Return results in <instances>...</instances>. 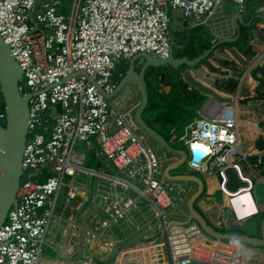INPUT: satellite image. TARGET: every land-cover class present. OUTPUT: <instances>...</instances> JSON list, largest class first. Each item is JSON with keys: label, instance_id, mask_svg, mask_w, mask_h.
Wrapping results in <instances>:
<instances>
[{"label": "built area", "instance_id": "built-area-1", "mask_svg": "<svg viewBox=\"0 0 264 264\" xmlns=\"http://www.w3.org/2000/svg\"><path fill=\"white\" fill-rule=\"evenodd\" d=\"M246 1L70 0L66 10L61 0H50L36 11L33 21L30 12L36 0H0V36L23 71L20 92L30 94L23 175L17 203L0 226V264H96L95 258L108 259L112 246L127 240L128 234L133 236L131 246L118 251L109 264H146L145 260L164 264L158 251L162 246L168 264H264L263 247L215 238L194 220L186 221L185 204L193 185L161 178L163 163L172 161L156 153L135 122L139 99L113 106L104 97L115 91L123 61L140 52L160 59L169 56L170 28L177 17L187 29L209 25L225 2L242 12ZM255 13L264 14V6ZM240 87L230 102L200 105L196 116L164 130L171 144L184 145L187 170L202 173L215 156L211 167H218L214 172L218 188L232 214L227 225L230 218L238 222L259 214L254 180L239 163L260 174L247 162L239 141ZM0 107L3 119L1 102ZM93 141L98 147L93 153L115 173L86 165L84 151L75 149L78 142L91 150ZM227 167L235 169L244 186L235 191L226 187ZM31 172L37 176L29 177ZM259 177L264 182V175ZM80 178L97 179V184L88 199L86 218L71 221L72 244L95 245V252L85 248L87 257L43 262L46 237L55 220L64 219L62 213L56 214L58 197L64 190V212L83 190ZM246 198L250 213L242 218L231 204ZM114 227L128 230L118 239Z\"/></svg>", "mask_w": 264, "mask_h": 264}, {"label": "crops", "instance_id": "crops-1", "mask_svg": "<svg viewBox=\"0 0 264 264\" xmlns=\"http://www.w3.org/2000/svg\"><path fill=\"white\" fill-rule=\"evenodd\" d=\"M260 6H264V0H247L244 5V10L242 12H238L235 5L230 2H225L223 8L220 9L216 13V15H214L212 19L213 23L209 25H200L191 29H187L180 20V17H177L173 24L176 31L192 30L193 34H191V36H187V38L183 37L180 42H177V46L174 52L178 55H187L189 58H192L201 54L202 49L209 48L213 43H216L220 39L228 38L232 41L224 42L221 44V46H217V48L232 46L246 60H250L252 58L251 61L252 63H254L256 59L260 57V54L264 53V42L258 40L255 33L251 35V41L248 42L247 45L246 41L247 35L251 32L252 28H254L256 32L258 31V33L261 34V37L264 38V14L258 15L255 13V10ZM237 16H239L238 19ZM246 49L249 51H254L256 55L254 57H250L246 54ZM209 59H213V57H209ZM212 62L217 68L218 65H220L221 70L228 71V75L222 76L221 80L226 81L230 78L235 79L236 85L234 90L237 89L238 86H241L239 97L240 103H238L237 106V117L240 122L238 136L241 149L245 158L247 159V162L257 171V173H260L259 168L264 172V71H260L261 69L258 70L259 68L256 69L257 67L262 65V63H264V57H262L257 63H255L254 68H256H253L255 70H253L254 73L250 71V73H247L245 76H242V73L244 71L240 66L234 68L232 64L227 61L218 62L214 59L212 60ZM234 64L236 63L234 62ZM119 71L121 70L119 69ZM161 73L162 72L159 71L157 72V76L154 75L153 77H150L148 79V92L149 97L151 96V100L159 99L158 101L160 103L167 104L171 100L172 94L175 91H179L178 93H180L179 88H181V82L178 77L174 79H170L167 75L161 77ZM258 79H262V82H259ZM239 82L240 85H238ZM184 85L187 90L193 91L191 90V88H189L188 85ZM257 88L260 96H257V93L255 92V89ZM218 91L223 97L230 98L233 94V91L226 92L219 88ZM193 92H195L197 96H200V100L195 102L194 106H190L187 104V106L183 105V103L179 100L175 102V105L173 106V108L177 112L176 117L177 119H179V121H182L183 119L188 120L189 118H191V116H196V110H198L200 105H215V101L211 98L204 97L196 91ZM179 95L181 97L182 93H180ZM139 96V89L136 86L130 84L127 85L122 91L113 95L110 98V102L113 106L118 104L122 106L132 100L136 101L137 99H139ZM143 116L145 119H151V115L148 113V111H145L143 113ZM149 140H152L150 142L156 153L160 156L169 157L170 161L172 162L177 161L180 158L179 155L170 153L163 149L153 139ZM154 142L155 144H157L156 147L154 146ZM91 162L96 163L95 167H103L110 172V164L102 160L100 157L96 156V154L94 153H92ZM239 163L242 166L243 170H245V173L252 176L255 187L257 185H260V187L258 188V190H260L261 192L259 193V198L255 192V187L253 195L257 207L261 212L262 209L264 210V182L260 179L259 175L262 174L260 173L259 175H254L250 172L245 162L240 161ZM168 164L170 163H163L161 169V178L164 180H174L169 179L165 175V169ZM184 172L194 173L198 175L201 174L196 171H187L184 165L179 167L178 169L171 170L169 173L170 175L174 176L178 173ZM203 179L205 181V191L204 194L196 202V207L201 213L202 211L200 210V207L206 209L207 214H202L213 226L224 231L225 226L221 223V219H219V213L222 207L226 206V199L224 197H219L216 193L217 177L215 174L211 173L207 176H203ZM92 180H94V183L92 182L90 186L89 180H84L82 178L79 179V181L83 182V190L74 202L69 203V205L64 208V212L62 209L64 205V190L58 197L56 214L60 216L62 213L64 219L57 218L55 220L51 227V231L46 237L44 247L47 251L54 253L61 259L84 256L86 245L76 248L72 244L74 239L73 233L75 232V230L70 224L71 221L81 223L86 218V209L88 208V206H90L88 199L94 193V188L97 184V179ZM184 181L189 182L193 185L194 192L197 187L196 183L194 181ZM236 205V207L240 211L241 205ZM187 213L189 215L187 205L185 204L184 216H186ZM260 217L261 216L256 218V220H251L249 225L252 229L254 228V230H256L255 228L259 223L258 221ZM127 230L128 229H122L121 227H114L112 229L114 237L118 239L123 238L124 234L127 233ZM132 240L133 236H130L128 234L127 240L120 243H113L114 245L112 246L111 255L109 256V258H95V263L109 264L116 257L118 251H121L123 247L131 246ZM86 250L88 253L95 252V245L87 247ZM89 250L92 252H89ZM145 252H148L147 249L145 250ZM145 261L146 264H150L151 262H149V260Z\"/></svg>", "mask_w": 264, "mask_h": 264}, {"label": "water", "instance_id": "water-1", "mask_svg": "<svg viewBox=\"0 0 264 264\" xmlns=\"http://www.w3.org/2000/svg\"><path fill=\"white\" fill-rule=\"evenodd\" d=\"M50 0H36L33 9L30 12L31 20L43 5L49 3ZM239 16H237V19ZM264 42L261 34L256 32L254 28L247 35V43L251 41V35L254 34ZM232 41L228 38L220 39L213 43L209 48L202 49L201 54L189 58L187 55H178L173 50V43L171 42L170 54L166 59L152 57L149 53L140 52L133 55L126 60L125 65L122 66V76L119 78L115 91L111 95L104 94V97L111 98L113 95L122 91L127 85H134L139 89V103L136 106L133 118L138 127L156 141L166 151L179 155V159L167 165L165 175L169 179L194 181L196 183L195 191L189 196L187 200V209L189 212L188 219L194 220L198 225L209 235L219 239H237L246 244L260 246L264 248V212L262 213L258 225H256L255 232L242 231L231 232L222 231L213 226L207 218L197 209L196 202L204 194L205 181L203 176L211 173L214 174L218 167H211V162L215 156H211L206 164V170L200 175L194 173H178L174 176L170 175V171L178 169L184 165L186 159L185 150L175 148L167 138L157 128L153 127L148 119H145L143 113L147 110L149 105L148 79L153 77L155 73L162 72L161 77L165 75L170 79L178 77L181 83L188 85L191 90L200 93L204 97L211 98L214 101L230 102L229 97H223L218 91V83L221 77L228 75L227 70H221L213 64L212 60L222 62L227 61L235 67L243 69V75L253 72L255 63H257L264 53L252 63V58L246 60L241 54L232 46L225 48H217L224 42ZM247 48V47H246ZM246 54L254 57L256 53L246 49ZM213 57V59H209ZM232 62V63H231ZM234 62L236 64H234ZM254 68V69H253ZM259 68V69H258ZM256 69L264 71V63ZM255 71V70H254ZM254 73V72H253ZM213 74V75H212ZM23 71L13 54L0 36V97L3 103L4 118L0 119V226L4 223L8 211L17 203V189L20 185L23 169H22V153L25 147L27 124H28V99L29 93H21L19 90V82L22 79ZM262 82V79H258ZM257 96L259 95L258 88L255 89ZM252 98V97H251ZM240 103V100H238ZM52 111H55L52 108ZM203 153L197 154L194 161H197L199 156ZM43 164L42 167H45ZM227 178L226 187L235 191L238 187L244 186L245 183L240 181L234 168L227 167L224 170ZM29 177L37 176V172H31ZM221 223L227 226L226 217L232 214L228 212L227 207L221 209ZM87 257V255L84 254Z\"/></svg>", "mask_w": 264, "mask_h": 264}, {"label": "rangeland", "instance_id": "rangeland-1", "mask_svg": "<svg viewBox=\"0 0 264 264\" xmlns=\"http://www.w3.org/2000/svg\"><path fill=\"white\" fill-rule=\"evenodd\" d=\"M61 1H62L63 6H64V9L68 8L70 0H61ZM170 29H171L170 40L174 44L173 45V50L176 49L177 42H180L183 39V37L187 38V36H191V34H193L192 30H189V31L188 30L176 31V29H175V27H173V25L171 26ZM148 139H152V138L149 137ZM149 141H152V140H149ZM93 145H94V148H92L91 150L87 149L86 146L84 144H82V143H78L77 142L76 146H75L76 150L84 151L85 157H86L85 164L88 165V166H91V167H95L96 166L95 162H91V157H92L93 151L96 152L97 149H98V147L95 144V141H93ZM156 145L157 144H155V142H154V146L155 147H156ZM173 146L175 148H179V149L185 150L184 145L181 144V143H173ZM185 169H186V167H185ZM187 171H189V170H187ZM110 172L111 173H115V171H114V169L112 167H110ZM89 181H90V186H91L92 182L94 183V180L90 179ZM218 181L219 180L217 178L216 179V183H217V185H216V193H217V195L219 197H223L220 189L218 188ZM259 187H260V185H257L255 187V192H256L258 198H259V193H261L260 190H258ZM226 207L228 208L227 204H226ZM200 210L202 211V213L207 214L206 209H203V208L200 207ZM262 211L264 212L263 209H262ZM262 211L260 212V210H259V214L258 215L253 216V217H251L249 219L238 221V222L235 221L233 218H230L229 219V224L227 225V228L230 229L231 227H235L236 229H238L240 231L255 232L254 228L252 229L251 226L249 225V223L251 222V220H256V218L261 216ZM170 221L176 222L175 220H172V219ZM228 230L224 229V231H228ZM161 240H162V238L159 240V242ZM44 245L45 244H43V246H42V252H41V255H40V260L41 261L47 262V261L58 260V261L65 262L67 260V259H61V258L57 257L54 253L47 251L46 248L44 247ZM158 251H159V255L161 256V262L164 263V264H168V257H167V253H166V247L165 246L159 247Z\"/></svg>", "mask_w": 264, "mask_h": 264}, {"label": "trees", "instance_id": "trees-1", "mask_svg": "<svg viewBox=\"0 0 264 264\" xmlns=\"http://www.w3.org/2000/svg\"><path fill=\"white\" fill-rule=\"evenodd\" d=\"M125 61H123L122 63L119 64L118 66V70L120 69L122 71V66L125 65L124 63ZM233 66V65H232ZM235 68V66H233ZM155 76H157V73H155ZM181 88H179L180 93H182V96L180 97V93H178L177 91H175L172 94V98L171 100L167 103V104H163L160 103L158 100H151V96L149 97V105L146 111H148V113L151 115V119H148L149 123L157 128L158 126V130L161 131V133H163L164 135V130L170 126V125H174L176 124L179 119H177L176 117V111L173 108V106L175 105V102H177L178 100L180 102L183 103V105H190V106H194L195 102L200 100V96H197V94L193 91H189L185 88V85L183 83L180 84ZM236 82L235 79L230 78L226 81L221 80L218 83V88L221 90H224L226 92H232L235 88ZM190 101V102H189ZM0 102L2 103V99L0 97ZM188 102V103H185ZM186 105V106H187ZM166 109H165V108ZM184 107V106H183ZM2 108V107H0ZM259 172L264 175L263 170H261L259 168ZM229 231L231 232H241L240 230L236 229V228H230Z\"/></svg>", "mask_w": 264, "mask_h": 264}, {"label": "bare ground", "instance_id": "bare-ground-1", "mask_svg": "<svg viewBox=\"0 0 264 264\" xmlns=\"http://www.w3.org/2000/svg\"><path fill=\"white\" fill-rule=\"evenodd\" d=\"M236 204H240L241 205V209L240 211L238 210V208L236 207L237 205ZM247 204H250V200L249 199H245L244 201H235L234 203L231 204L232 208H233V211L234 213H237V215H239L240 217L244 218V217H247L248 215H246V212L247 213H250V209L249 208H245V206Z\"/></svg>", "mask_w": 264, "mask_h": 264}, {"label": "flooded vegetation", "instance_id": "flooded-vegetation-1", "mask_svg": "<svg viewBox=\"0 0 264 264\" xmlns=\"http://www.w3.org/2000/svg\"><path fill=\"white\" fill-rule=\"evenodd\" d=\"M221 218V215L219 214V219ZM228 217H226V220H227Z\"/></svg>", "mask_w": 264, "mask_h": 264}, {"label": "clouds", "instance_id": "clouds-1", "mask_svg": "<svg viewBox=\"0 0 264 264\" xmlns=\"http://www.w3.org/2000/svg\"><path fill=\"white\" fill-rule=\"evenodd\" d=\"M255 200V199H254ZM256 202V201H255ZM257 205V204H256ZM258 212H259V209H258Z\"/></svg>", "mask_w": 264, "mask_h": 264}]
</instances>
